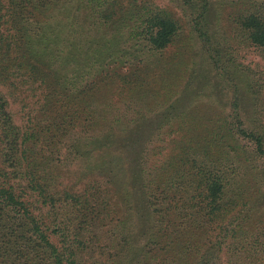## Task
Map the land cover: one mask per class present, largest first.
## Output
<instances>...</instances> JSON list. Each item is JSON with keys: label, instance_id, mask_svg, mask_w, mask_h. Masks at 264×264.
Returning <instances> with one entry per match:
<instances>
[{"label": "trees", "instance_id": "trees-1", "mask_svg": "<svg viewBox=\"0 0 264 264\" xmlns=\"http://www.w3.org/2000/svg\"><path fill=\"white\" fill-rule=\"evenodd\" d=\"M0 264H264V0H0Z\"/></svg>", "mask_w": 264, "mask_h": 264}, {"label": "rangeland", "instance_id": "rangeland-1", "mask_svg": "<svg viewBox=\"0 0 264 264\" xmlns=\"http://www.w3.org/2000/svg\"><path fill=\"white\" fill-rule=\"evenodd\" d=\"M159 1H164V0H159ZM243 51L244 52L242 54V57H243L244 61H247L252 65H254L255 62L263 63V60L261 58V54L257 48L248 47V48H245V50H243ZM31 56H32V58H34L33 55H31ZM17 107H18V103L14 102L12 108L15 111H17L16 110ZM152 126H153L152 122H146V123L142 124V126L140 127L138 132L133 136L132 140L130 141V144H128L126 147L125 153L128 157H131L135 153L140 142L143 140L144 136L151 129ZM118 161H120V160H118ZM115 164H116V159L112 162V166L114 165L115 169L117 170L118 165H115ZM68 166H69V168L67 167V170H68L67 174H68L69 179H70V178H73V176H74L73 172L76 168V162H70V164ZM118 174L121 175L122 173L120 172ZM120 178H121L120 176L117 177V179H120ZM44 209H45V207L43 208L42 211H44Z\"/></svg>", "mask_w": 264, "mask_h": 264}]
</instances>
